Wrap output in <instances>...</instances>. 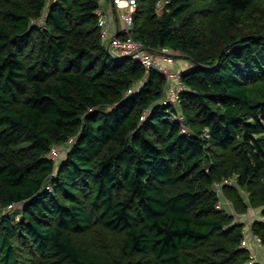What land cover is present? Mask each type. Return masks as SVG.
I'll return each instance as SVG.
<instances>
[{
	"label": "trees",
	"instance_id": "16d2710c",
	"mask_svg": "<svg viewBox=\"0 0 264 264\" xmlns=\"http://www.w3.org/2000/svg\"><path fill=\"white\" fill-rule=\"evenodd\" d=\"M98 7L0 0V264H264V0H138L134 36L191 62L177 104Z\"/></svg>",
	"mask_w": 264,
	"mask_h": 264
},
{
	"label": "built area",
	"instance_id": "2783aa9c",
	"mask_svg": "<svg viewBox=\"0 0 264 264\" xmlns=\"http://www.w3.org/2000/svg\"><path fill=\"white\" fill-rule=\"evenodd\" d=\"M137 7L138 0H110L109 2L107 0H99L97 13L102 26L103 38L113 53L119 56H132L145 67L156 68L161 71L167 80L161 101L177 104L179 93L184 88V84L181 79V70L175 69L172 65L183 56L168 46L161 47L156 51L149 50L142 40L134 36V17ZM115 19L118 25L113 27ZM167 117L179 122L183 131L188 130L185 116L179 109L170 112ZM205 134L208 135V130L205 131ZM72 141L73 138L71 137L65 145L66 149H68ZM51 155L53 158L59 159L63 154H61L59 146H54L51 150ZM252 223L253 220L247 219L244 226L245 236L243 244L252 249L253 259L257 260L259 256L256 248L260 249L264 254V243L252 231Z\"/></svg>",
	"mask_w": 264,
	"mask_h": 264
},
{
	"label": "crops",
	"instance_id": "0c3cea01",
	"mask_svg": "<svg viewBox=\"0 0 264 264\" xmlns=\"http://www.w3.org/2000/svg\"><path fill=\"white\" fill-rule=\"evenodd\" d=\"M118 25V22H117V20L115 19L114 21H113V27H116ZM190 64H191V62H190V60L188 59V58H186V57H181V58H179L178 59V61H175V63L172 65L175 69H179V70H182V69H185V68H187V67H189L190 66ZM257 216V215H256ZM256 250H257V252H258V255H259V257L261 258V259H263L264 258V254L262 253V251L260 250V249H257L256 248Z\"/></svg>",
	"mask_w": 264,
	"mask_h": 264
},
{
	"label": "rangeland",
	"instance_id": "374dc122",
	"mask_svg": "<svg viewBox=\"0 0 264 264\" xmlns=\"http://www.w3.org/2000/svg\"><path fill=\"white\" fill-rule=\"evenodd\" d=\"M110 0H107V2H109ZM163 4V2H161V5ZM160 5V6H161ZM178 61V60H177ZM222 205H225V206H228L230 209H231V207L229 206V204H228V202H224V201H222ZM18 212L16 213V214H14V217H17L18 216ZM259 214V211H258V209H251L248 213H246V214H244V215H242L241 217L242 218H245V220H247V219H250V220H253L254 219V217H256V215H258ZM258 216H260V214L258 215ZM238 217H240L239 215H238Z\"/></svg>",
	"mask_w": 264,
	"mask_h": 264
}]
</instances>
